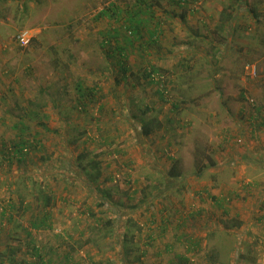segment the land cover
Returning <instances> with one entry per match:
<instances>
[{
  "label": "rangeland",
  "instance_id": "obj_1",
  "mask_svg": "<svg viewBox=\"0 0 264 264\" xmlns=\"http://www.w3.org/2000/svg\"><path fill=\"white\" fill-rule=\"evenodd\" d=\"M236 1H10L12 22L0 28V264L38 263L34 248L43 264H264V0H243L257 20ZM224 9L237 16L215 63ZM138 10L148 20L130 24ZM25 29L35 38L22 49L15 38ZM146 67L166 76L170 102ZM154 119L159 130L139 139L135 128ZM19 140L28 142L24 156L8 151ZM174 160L181 178L172 186L163 175ZM192 188L225 192L222 223L177 219L198 239L193 254L149 245V230L156 236L161 221L176 225V210L191 211Z\"/></svg>",
  "mask_w": 264,
  "mask_h": 264
},
{
  "label": "trees",
  "instance_id": "obj_2",
  "mask_svg": "<svg viewBox=\"0 0 264 264\" xmlns=\"http://www.w3.org/2000/svg\"><path fill=\"white\" fill-rule=\"evenodd\" d=\"M236 7H237L238 11H240L242 8H244L246 13H248L249 16H252L253 19L257 20V14L255 13V9L246 6V4H245V2L243 0H237L236 1ZM140 12L141 11L138 10L135 13H132V15H130V18H129V19H131L130 24L134 23L135 25H139L140 23H146V20H148V14H147L146 18L143 19L144 20L143 21V20H140L141 19L140 16H142L140 14ZM142 14H143V12H142ZM99 16L100 17L107 16V12H105V11L101 12L99 14ZM221 16H222V18H221L219 27H216V31L218 32V36L220 35L222 37L218 38L217 41L215 42V44L212 45V48H213V51H214L213 57L216 60L215 63H218L219 59L223 57L224 52L229 48L227 39L232 34V31H233L234 26H235V19H236L237 15H236V11L234 13L232 9L230 11L228 9H224L221 12ZM128 31L131 32L130 33L131 35L127 34L128 36H133V34L136 33L135 30L132 29V28H131V30H128ZM107 35L111 36L110 33H108ZM154 37H155V39L157 38L156 35ZM109 45H112V42L110 40H108L107 37L104 38L101 46H102V48H104L106 54H108L106 49H109V48H105V46L108 47ZM110 49H112V48H110ZM116 50H121V48L117 47ZM122 57H124V56H122ZM120 63H121V65H120L119 69L121 70V72H123L124 71V69H123L124 67H122V62H120ZM150 68H152V72H153V70L154 71H159V70L155 69L154 67H150ZM145 69H144V73H145ZM160 72H162V71H160ZM151 84H153V83H151ZM78 87H79V90H80V88L82 90L81 85L78 84ZM84 94H85V96H89L90 94L93 95V91H91L90 89H86ZM159 128H160V123L156 119H154V120L142 121V124L140 125V127H136L135 129L137 130L136 133H138V135H140L139 139L140 138L143 139V138H146V137L152 135L154 132L159 130ZM18 143H19V145L12 146L13 153H14L13 155L14 156H24L25 153H23V150H24V148H26L28 146V142L27 141L24 142L22 140H19ZM143 144L144 143L141 142V145H143ZM20 145H22V146H20ZM145 151H146V149H145ZM147 157H150V155L147 156ZM239 161H241V160H239ZM253 163H255V162H253ZM257 165H262V167H263V163H259V164L257 163ZM90 168H91V171H97V163H93L92 165H90ZM127 168H128V166H127ZM82 171L87 172V170L84 169V168L82 169ZM165 174L166 175H163V177L165 179H167V182L168 181L169 182H173L172 186L173 185H177L179 183L177 181H180L181 172L179 170L178 163L175 160L173 161V164H171V167L169 168V170ZM87 175H88V173H87ZM85 176H86V174H85ZM96 176H98V173H96ZM175 182H177V183H175ZM173 189H174L173 187L168 188V190H173ZM97 199H98L100 205H102L103 203H107L108 200H109L107 193H105L103 191H99L97 193ZM50 201H51V199L48 196L44 195L43 196V204L42 205L47 208L50 205ZM122 213H123V211H122ZM125 213H123V214H125ZM162 223L163 224L165 223L168 226L169 225L168 223H170V222H167L166 220L164 222V220H163V221H161L160 224H162ZM108 224H110V223H108ZM34 227H38V226L34 225ZM159 229H160V231H163L161 228H159ZM148 230H149V228H148ZM151 234H152V232L150 230L146 234V238H147V240L149 242V245H151V242L155 243V239L151 238ZM162 234H164V233H162ZM179 236H180V239H182V241H180V242L178 241L177 243H180V244L183 243L182 244L183 247L187 248V249H185L186 253L193 254V253L197 252V250L195 249L196 246L198 245L197 244L198 243L197 237H195V236H193L192 234H189V233H183V234L178 235L177 237H179ZM124 242H125V240H124ZM164 249H165L166 252H170L171 249H173V245L167 242L165 244V246H164ZM34 252L36 253L37 260H38V263H35V264H43L42 263V256L39 254V251L36 248H34ZM14 254H15L14 251L11 250L9 255H8L10 261L12 260V257L14 256ZM174 256H175L174 258H176V257L180 258V256H178V255H174ZM0 257H4V255H1ZM136 260L138 261L139 259H136Z\"/></svg>",
  "mask_w": 264,
  "mask_h": 264
},
{
  "label": "crops",
  "instance_id": "obj_3",
  "mask_svg": "<svg viewBox=\"0 0 264 264\" xmlns=\"http://www.w3.org/2000/svg\"><path fill=\"white\" fill-rule=\"evenodd\" d=\"M10 1L11 0H0V28L5 27L6 24H9V23L12 22V21L9 20V15H8V12H9L10 9L7 10V7L8 8L10 7V5H9ZM21 1H22L23 5H24L25 0H21ZM140 28H143V27H140ZM145 28L147 30H152L151 27H144V29ZM159 28H161V27H159ZM153 31H154V36L156 35L158 37V33H157V32H159L158 27L153 29ZM160 32H161V30H160ZM154 36H153V39H155ZM169 41H170L169 39L168 40H164L162 45L165 46ZM160 46H161V44L159 43L158 47L160 48ZM158 47L156 48V50H158ZM142 49H144V48L142 47ZM189 51L193 52V47L192 46L189 48ZM25 111L28 113V106L25 107ZM151 136L152 135L146 137L145 139H147L149 137L151 139ZM249 136L251 137V133L249 134ZM249 136H245V137H247V139L249 140V138H248ZM221 139L224 141V137H222ZM227 140L228 139H226V141ZM128 144H130V143H128ZM105 145L109 146V144L107 142H105ZM215 153L216 154H213V156H214V159L217 160L215 155H218V158H220L221 156L218 154V152H215ZM242 154H240V157H238V158H241V157L243 158ZM131 157L132 158L133 157L136 158V154L132 155ZM128 158H130V156H128ZM136 163H139L138 159H137ZM208 191H209V189H208ZM191 193L193 195L197 194L199 196L198 197L199 200L197 202L189 204L190 207H194V208H190V207L187 208V209H191V211H188V210L187 211L186 210H182V211L178 210L177 211L176 210L175 211V213H176L175 218L176 219L174 221V223H176V225H173V227H172L170 225L167 226V224H165V223L163 224L162 223L161 229L164 231V234L161 233L160 229H158L159 232L157 233L156 236L154 234H151V238H153V239H155V237L157 238L155 240V243L157 244L158 247H160V243L159 242H168V243L173 245V249L174 250H175V248L176 249H180L181 254L184 253L185 249H187V248L183 247V245H182L183 243L182 244L177 243L178 241L179 242L182 241V239H180V236L177 237L178 235L183 234L181 231H179L180 223H182V222H180V221L178 222L177 221V219L181 218L182 216H184L183 217V218H185L184 220L187 221L186 224H189L191 222L193 223L195 220H198V219L202 218L204 215L210 216L211 219H212V220L209 219V221L205 222V224H210V225L211 224H217V226H219V223H222V220H224V212H225V209H224V204L225 203L224 202H225V200H227V198H226L227 196H225L226 195L225 192H222L221 189H215V190H212V193H211L212 195L209 197L208 193L200 192V191H197L195 188H192L191 189ZM206 197H209V199H207ZM195 206H196V208H195ZM194 209H195L194 213H191ZM168 221L170 222V220H168ZM43 222L44 221H41V220L39 221V223H37L35 221L34 224H35V226L40 227L41 225H43L42 224ZM164 222H165V220H164ZM171 228L175 229V231L168 235V232H169V230ZM200 236L198 237L199 239H200ZM202 236H205V234L203 235V233H202ZM165 244L166 243H164L163 246H165ZM146 248H148V247L146 246ZM155 254L161 256V251L157 250V252H155ZM178 254H180V253H178ZM29 264H33V263H29Z\"/></svg>",
  "mask_w": 264,
  "mask_h": 264
},
{
  "label": "built area",
  "instance_id": "obj_4",
  "mask_svg": "<svg viewBox=\"0 0 264 264\" xmlns=\"http://www.w3.org/2000/svg\"><path fill=\"white\" fill-rule=\"evenodd\" d=\"M130 33H131L130 31L127 32L128 35H131ZM33 34H34L33 31L27 30V29L20 31L15 38L17 45L22 49H27L35 38ZM244 70H245L246 75H248L249 78L251 79L257 78L258 72H257L256 66L251 65V64L246 65ZM145 76L149 82L153 83V85L156 88V91L158 92L162 100L164 102H170L171 91H170V87L168 85L166 76L162 74V72L160 71L153 70L152 72V68L150 67H146ZM244 99L249 106L251 107L254 106L255 104L254 99L250 95L244 94ZM233 142L235 144H241V140L238 138L234 139ZM26 148H24L23 153L27 152ZM8 151L13 153V149L10 146L8 147Z\"/></svg>",
  "mask_w": 264,
  "mask_h": 264
}]
</instances>
